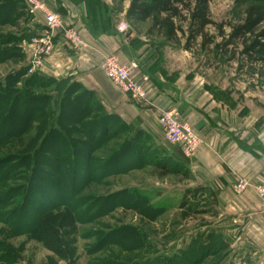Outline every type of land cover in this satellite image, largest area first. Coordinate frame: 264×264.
<instances>
[{
	"label": "trees",
	"instance_id": "trees-1",
	"mask_svg": "<svg viewBox=\"0 0 264 264\" xmlns=\"http://www.w3.org/2000/svg\"><path fill=\"white\" fill-rule=\"evenodd\" d=\"M17 1L21 10L25 8L21 0H0V48H6L0 52L1 62L12 58L11 40L20 45L33 38L27 39L23 35L20 38L14 33L2 35L3 28L8 25L17 26L13 18L14 14L17 16ZM213 1L130 0L126 19L133 25L148 22L147 36L162 39L165 43H182L185 51L197 47L204 52L212 48L215 58L237 60L240 69L264 66V0H235L239 5L245 4L237 23L214 22L209 12ZM18 55L17 59H22L23 56ZM16 76L13 79L7 77L6 86L0 88V158L3 157L0 159V225L7 226L5 239L27 236L56 257L74 264L73 254L69 255L67 250L70 242L66 238L72 233L68 228L70 225L91 222L117 210L132 212L143 225H149L157 220L158 215L164 216L168 212L169 207L159 208L150 200L151 206L146 205V200L135 191L109 194L99 204L80 211L86 202L77 196L88 182H103L109 176L113 178L144 167L143 161L136 166L127 165L131 162V155L143 158L160 178L178 176L188 179L187 161L181 153L176 154L173 161L165 154L155 160L157 152L145 148L146 140L140 139L144 137L142 131H136L134 126L124 124L114 115H108L97 103L92 104L94 93L69 78L54 79L40 73L27 76L26 70ZM23 76L27 77L20 82ZM16 84L19 86L17 89ZM12 88L15 91L12 92ZM15 108L17 116L12 111ZM14 119L17 123H12ZM114 120L122 122L120 127H112ZM124 132L128 137L121 139ZM68 133L79 136L83 141L71 140ZM111 139L115 144L109 151L106 144ZM100 151L103 153L97 157ZM83 153L85 158L81 159ZM68 164L72 167L67 168ZM70 171L72 176H69ZM77 178H82L79 184H76ZM63 184L71 186V191L68 192ZM204 192L209 197L213 196L202 188L185 191L176 204L177 215L171 219L170 225H177V222L191 216H204L213 209V197L211 201H204L201 198ZM16 199L20 200L16 211L12 212L13 215H6L4 209ZM110 232L113 233H103L98 237L95 246L87 251L88 256L104 250L106 246H115L121 252L140 249V239L135 238L137 232L133 229H125L121 235L119 231ZM212 237L210 234L194 239V243L179 256L155 258L140 264H206L205 251ZM5 239L0 238V264H16L15 260L19 258ZM220 248L219 244L213 246V254ZM132 262L128 259L119 262L117 256L109 254L107 260L96 259L87 264Z\"/></svg>",
	"mask_w": 264,
	"mask_h": 264
},
{
	"label": "crops",
	"instance_id": "crops-1",
	"mask_svg": "<svg viewBox=\"0 0 264 264\" xmlns=\"http://www.w3.org/2000/svg\"><path fill=\"white\" fill-rule=\"evenodd\" d=\"M44 1L53 12L81 29L94 51L88 58L79 60L57 37L53 39L52 52L44 59L42 67L31 72L54 79L69 78L79 83L98 96L111 115L148 135L156 146L160 143L150 129L158 125L159 111L175 109L180 119L188 122L204 142L193 158L185 159L193 184L196 188L217 193L213 199H216L215 206L216 202L222 206L219 215L226 216L227 235L239 234L238 240L243 238L247 242L249 238L253 242L252 246L250 243L241 244L237 248L239 255L254 256L259 259L256 264H264V216L253 191V187L264 186V117L257 96L259 89L251 83L257 74L254 73L248 83L238 86L241 90L238 99L224 89L217 94L215 84L201 80L197 75L183 82L180 73L165 70V57L159 58V49L152 43L153 40H163L138 37L131 31L134 25L129 21L125 25L127 31L119 32L121 24L119 26L114 21L115 14L108 15L103 9L102 0ZM17 6V16H13L17 26L8 25L7 28H17L19 36L21 29L35 24L39 32L32 37H42V20H26L18 1ZM95 6H98L97 14ZM18 48L30 64L33 46L25 41ZM109 53L115 54L122 64L136 63L137 79L141 76L149 78L150 105L136 104L128 96L116 92L100 69L103 56ZM176 154L180 155V151L173 146L165 156L175 159ZM238 181L247 182L250 188L242 196L235 197L233 186ZM206 196L201 198L207 200ZM238 262L241 264L240 259Z\"/></svg>",
	"mask_w": 264,
	"mask_h": 264
},
{
	"label": "rangeland",
	"instance_id": "rangeland-1",
	"mask_svg": "<svg viewBox=\"0 0 264 264\" xmlns=\"http://www.w3.org/2000/svg\"><path fill=\"white\" fill-rule=\"evenodd\" d=\"M239 1L241 2L242 0ZM129 2L130 0L100 1V3L104 6L103 9L107 11V13H109L108 15L111 14L113 16V14H115L114 18H116L114 21L119 24V26L120 24L126 26L128 24V20L126 19V10L128 8ZM244 5H239V2L237 3L235 0H215L209 5L210 17L216 23H237L241 18V13ZM97 7L98 6H95L94 8L95 13L97 11ZM22 10L26 20L31 21L32 17L26 10V8H22ZM35 26V24H33V26L31 24L29 28L21 29V34L18 37L21 38V36L23 35L27 39H29L30 37L34 36L37 32H39L38 26ZM148 27L149 23L146 22L144 24L131 26V31L138 37L142 38L147 36L146 31ZM126 31L127 30H123V33H125ZM210 32L213 33L212 30H210ZM7 33H14L17 35V28L16 30L9 29L7 27L3 28L2 35H5ZM153 41L152 43L159 49V58L163 56L165 57L163 64L165 70L167 68L169 72L173 71V73H180V78L183 80V82H185V80L189 81L190 77L192 78L193 76L197 75L201 80L204 79V81L206 80V82L208 81L211 84H215L216 87L214 88L216 89L215 92L217 94H221V91L224 89L227 94L233 96L234 99H238L241 92L238 86L243 82L248 83L253 74H257L258 77L254 78V81L251 83H253V85H256V87L259 89L257 96L261 103L260 105L262 106L261 114L264 117V66L257 65L252 68L245 67L240 69L238 66L239 62L237 60L225 61V59L223 58H215L212 48H209L204 52L200 51L197 47L189 51H185L183 50L182 43L178 45L165 43L164 41L160 42L158 40V42ZM10 44V50L13 54L12 58L8 61L1 62L2 58L0 57V88H4V86H6L7 77L13 79L14 76H16L17 73L22 70H26L27 76L37 74L35 72L29 71L28 67L30 64L27 62V60H25L24 55L21 52L19 55L21 57L23 56L22 59H17V55L19 53L17 52V41H15L14 44V41L11 40ZM20 45H22V43H20ZM4 49L6 48H0V52ZM244 69L245 71H243ZM27 76H23L19 81H23ZM175 77V79H179V77ZM17 86L18 85L16 84V89ZM115 90L116 92L122 94L117 89ZM13 91H15V89L12 88V92ZM228 91H230V93H228ZM94 103L100 105L105 113L111 115L107 108L103 106L101 99L96 95L94 96V102H92V104ZM12 111L14 115L17 116V109L15 108ZM12 123H17V121L14 119ZM121 123L122 122L119 121L115 122L113 123L112 127H120ZM137 130L139 129H136V131ZM150 131L159 141V146H156L157 144H155V141L152 142V140H150V137L144 133H142L144 137L140 139L146 140L145 148L149 147L151 151L157 152L154 156L155 160H157L160 157H164V154L166 155L169 149H171L173 146L164 141L158 125H156L155 128L150 129ZM28 134H30V132H28ZM68 136L73 141H83L79 136L74 137L69 133ZM120 137L121 139H123V137H128V133L124 132V134L122 133V136ZM16 143L13 142V144ZM114 144L115 140L111 139L106 144V147H110L108 148V150L113 149ZM109 151H106L108 155L110 154ZM102 153L103 152L100 151L98 152V154H96V156L100 157ZM2 158L3 157H1L0 159ZM80 158H85L84 153L82 154V156H80ZM129 158L131 162H128L127 165L136 166L143 161V163L145 162L144 167H139V169L135 170H129L128 172L119 176H115L113 178L112 176H109L105 180L103 179V182H88L83 186L77 196L78 199H82L86 202V205L84 204L85 206L83 208L80 207V211H84V209L93 207L94 204H99L101 200H103L109 194L119 191H135L139 193L141 198L146 200V205L151 206L150 203H152L157 204L159 208L169 207L167 210L168 212H166L164 216L158 215L156 217L157 220L150 223L149 225H143L141 219L132 212H125L121 210L114 211L107 216L96 218L91 222H83V224L75 223L74 225H70V227L68 228L72 230V233L66 238V240L70 242L67 250L69 255L70 253L73 254L72 261H74V264H87L89 263V261H91L92 263L95 262L96 259L107 260L109 254L117 256L119 262H123L128 259L130 260V262L133 261V264H140L155 258H172L174 256H179L180 253L186 251L189 245L191 243H194V241L201 235L203 237H206L210 234H212L213 237L210 238L212 240H208V247H206L205 252L207 256H205L204 260L206 264H240L238 262V259L241 260V264H243L244 261L245 264H256L255 262L259 261L258 258L254 259V256L252 257L251 255H239V249L237 248H240L241 244L248 245L250 243L249 245H251L253 242L249 238H247V242H245L241 237V240H238L237 237L239 234H233V236L227 235L228 230L226 228H228L229 226L226 220H224V217L226 216L221 217L219 215L222 212V206L217 202L216 206L213 207V209H211L204 216H191L190 218L181 220V222H177V225H170L171 219L175 218L177 215L176 204L180 202L184 192L196 189L195 184H193V179L189 175V169L187 168V166L185 170L188 172V179H184L183 177L178 176H167L160 178L158 172L154 171L153 168L147 164L148 162L143 160V158L136 157L135 155H131L129 156ZM162 159L159 160L161 161V163ZM36 167L39 168V166ZM70 167L72 166L68 164L67 168ZM47 174L49 176L51 175L50 173ZM69 176H72L71 171L69 172ZM81 179L77 178L76 184H79L81 182ZM63 187L66 186L64 185ZM66 190L68 192L71 191V186L66 187ZM216 192H219V190H216ZM204 194L207 195V199L211 201V198L216 197L215 195L217 193L214 192L212 197H209V195L205 192ZM234 195L235 197L237 196L235 193ZM254 196L256 197L255 193ZM51 199L52 198H49L48 200L51 201ZM256 199L260 205V201L257 197ZM149 200L150 203L148 202ZM215 200L216 199L214 198V201ZM91 201L93 204L91 203ZM19 203L20 200L16 199V202H13V204L4 209V213L6 215H13L12 212L16 211V206H18ZM64 228H66V226H64ZM1 229L3 230V233L0 234V238L5 239L4 236H6L8 233L7 226L0 225V230ZM125 229H133L135 232H137V234L134 235L137 240L140 239V249L131 252H121L115 246H106V248L104 250H100V252L93 253L91 256L87 255V251L89 250V248L95 246L97 239L99 236H101V234H110L113 233L110 231L114 230L119 231V235H121L123 231H125ZM230 229L233 230L234 227L230 226ZM201 239L202 238H200L199 240ZM216 240L217 244H219L221 248L218 249V253L213 254L215 250L212 248L213 246L217 245ZM5 241L19 258L18 260H15L16 264H69L68 259H61L56 257L42 244L31 240L27 236L20 235L19 237H11L5 239ZM212 241H214V243H212ZM199 244L200 242L198 241L197 246H199Z\"/></svg>",
	"mask_w": 264,
	"mask_h": 264
},
{
	"label": "built area",
	"instance_id": "built-area-1",
	"mask_svg": "<svg viewBox=\"0 0 264 264\" xmlns=\"http://www.w3.org/2000/svg\"><path fill=\"white\" fill-rule=\"evenodd\" d=\"M33 19L42 20L44 35L29 39L33 46L30 72L42 67L43 61L52 52L53 39L60 38L68 49L80 60L94 51L85 40L81 29L69 24L61 15L53 12L44 0H21ZM126 30L125 25L118 28L119 32ZM100 69L113 88L127 95L136 104L150 105L149 78L141 76L137 79L138 66L134 62L122 64L115 54L103 56ZM159 130L164 141L177 147L185 159L193 158L203 146V139L194 131L191 125L180 119L175 109L160 110L157 118ZM250 185L238 181L233 186V193L241 196ZM260 201L264 215V186L253 187Z\"/></svg>",
	"mask_w": 264,
	"mask_h": 264
}]
</instances>
